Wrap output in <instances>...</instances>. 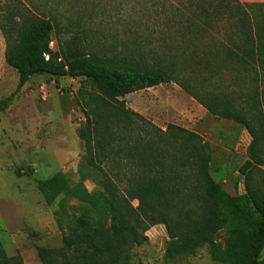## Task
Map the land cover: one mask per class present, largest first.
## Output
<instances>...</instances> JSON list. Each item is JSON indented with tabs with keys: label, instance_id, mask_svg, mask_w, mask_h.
Here are the masks:
<instances>
[{
	"label": "trees",
	"instance_id": "1",
	"mask_svg": "<svg viewBox=\"0 0 264 264\" xmlns=\"http://www.w3.org/2000/svg\"><path fill=\"white\" fill-rule=\"evenodd\" d=\"M169 1L160 7L146 0L167 31L164 38L150 46L135 38L111 54L86 52L70 39H58L53 51L51 20L9 5L0 14L4 62L18 75L15 92L35 76L88 83L76 93L85 119L76 130L83 144L79 180L58 172L34 181L61 235L57 248H34L40 264H132L135 249L148 242L146 232L159 225L168 238L167 263L206 248L215 264H264V173L258 168L264 166V4ZM224 71L241 85L230 95L204 89L197 95L182 85ZM170 83L251 137L239 169L243 195L230 196L212 179L211 151L200 136L172 125L162 131L121 101ZM15 92L0 100V113ZM0 264L23 260L8 256L0 241Z\"/></svg>",
	"mask_w": 264,
	"mask_h": 264
},
{
	"label": "rangeland",
	"instance_id": "2",
	"mask_svg": "<svg viewBox=\"0 0 264 264\" xmlns=\"http://www.w3.org/2000/svg\"><path fill=\"white\" fill-rule=\"evenodd\" d=\"M163 1L153 0L160 7ZM180 1L186 2L170 0L168 4ZM239 1L264 4V0ZM7 6L51 20L55 27L50 44L53 51H57L58 39H70L79 42L86 52L111 54L123 51V46L135 38L141 45H155L167 32L146 0H0V14ZM224 33L225 29H219V34L223 36ZM176 40L179 42L178 37ZM203 43L206 44V41ZM3 56L4 40L0 33V100L12 95L18 82L17 73L5 64ZM192 79L188 83L182 82V85L197 95L202 94V89L230 95L241 88L227 71L210 81L199 77ZM83 84L88 83L69 78L32 77L19 92H15L9 108L0 113V179L8 176L7 166L13 162L12 172L19 177H10L14 179V187L1 179V184L6 187L0 200L15 201L19 206V215L24 218L14 220L13 214L2 211L0 241L7 255H19L23 264H40L35 247L60 246L61 235L53 218L54 209L42 202L34 181L47 179L58 172L56 167L48 166V159L57 151L56 147H62L67 158L63 174L72 183L79 180L77 169L83 156V144L77 138L76 130L85 119L77 105L76 93ZM121 101L130 111L162 131L172 125L200 136L211 151L212 179L232 197L245 193L239 169L248 159L251 143L246 130L232 121L209 115L190 93L174 83L130 94ZM258 168L264 173V166ZM85 186L89 192L95 189L90 181H86ZM32 208L36 210L35 215L25 213ZM33 217L43 222L40 223L45 227L43 231L35 226V229L32 228L31 223L23 225L26 218L28 222ZM22 226L25 228L16 232ZM50 227L54 231L51 232ZM145 235L148 242L135 249L132 264H215L206 248L192 258L167 263L164 253L168 238L164 227H152ZM223 236L224 233H221L219 241ZM261 259L264 260V249Z\"/></svg>",
	"mask_w": 264,
	"mask_h": 264
},
{
	"label": "crops",
	"instance_id": "3",
	"mask_svg": "<svg viewBox=\"0 0 264 264\" xmlns=\"http://www.w3.org/2000/svg\"><path fill=\"white\" fill-rule=\"evenodd\" d=\"M60 146H62V142L60 141ZM56 148H58L57 149V151H54L55 153H52L51 155H50V158L48 159V162H49V165L48 166H53V168L54 167H56L57 169H58V172H62V173H64V171H63V168H64V165L66 164L65 162H66V157H65V155L63 154V148L62 147H56ZM55 148V149H56ZM13 164H14V162L12 163V164H8V166H7V168L9 169V171L7 170V175L8 176H2L1 177V179H3V181L4 180H6L8 183H9V185L11 186V187H14V179L12 180L10 177L12 176H15V178H19V177H16V175L12 172V170H13ZM44 170V169H43ZM44 172V171H43ZM58 172H55L54 174H56V173H58ZM13 174V175H12ZM14 178V177H13ZM0 179V199H2L3 197H4V195H3V190H4V188L6 187V185H4V184H1L2 183V180ZM5 186V187H4ZM18 185H16V187H17ZM18 188V187H17ZM36 198H38L37 196H36ZM37 200V199H36ZM39 200V199H38ZM36 202V201H35ZM42 202H43V199H42ZM18 205H17V203L15 202V201H13V200H10V201H8V202H5L4 200H0V215L3 213L2 211H7L9 214H13L14 215V220H18V219H24V218H21L22 216H20L19 214H20V211H19V209H18ZM36 208V207H35ZM25 213H29V214H33L34 213V215H35V213H36V210H34L33 208L30 210V211H27V210H25ZM15 214H16V216L17 217H15ZM34 217H37V216H34ZM34 217H33V219L31 218V220H28V222L27 221H25L24 220V223H23V225H28L29 223H31V225L30 226H32V228H34L35 229V227H36V229L37 230H39V231H43L44 229H45V227H43V226H40V223H43V222H41V221H39V219L37 220L36 218L34 219ZM0 218L2 219V216H0ZM3 220V219H2ZM30 221V222H29ZM35 226V227H34ZM25 227L24 226H22V227H20L16 232H19V231H22L23 229H24ZM50 230H51V232L52 231H54V229H52L51 227H50Z\"/></svg>",
	"mask_w": 264,
	"mask_h": 264
}]
</instances>
